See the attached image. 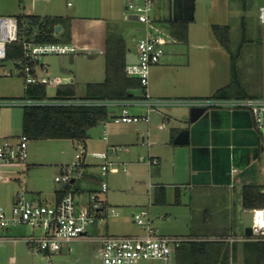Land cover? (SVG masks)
Instances as JSON below:
<instances>
[{
    "label": "rangeland",
    "instance_id": "374dc122",
    "mask_svg": "<svg viewBox=\"0 0 264 264\" xmlns=\"http://www.w3.org/2000/svg\"><path fill=\"white\" fill-rule=\"evenodd\" d=\"M115 1L121 3L122 6L123 0ZM86 2L94 6L98 5V8H86ZM86 2L79 3L76 0H71V6L69 7L80 8V14L95 16L78 18L73 22V41L71 39L70 43L74 44V51L43 54L40 56L37 65V72L40 76L58 77L61 80L63 79L64 82H70V78H72L77 95H83L88 82L100 81L105 77L104 54L100 51L101 47L104 48L105 45V41L100 37L102 32L106 31V34L110 31L123 32L126 39L131 42L132 37H136V29L139 26V23L136 20H131L129 13L123 9L122 15L124 13L126 20L120 17V20L110 23V27H105L108 13L100 8L102 0H86ZM194 2L195 16L189 24L191 40L181 42L176 39L172 43L173 39L169 38L170 43L164 46L165 54L168 53L177 60L197 58L203 65L205 72L206 67L209 68V58L212 56L216 64L210 70L216 72L217 69H222L220 66L222 60H227L229 65L230 56H224L222 59L221 55L217 53L218 51L215 49L217 39L214 37L211 24L219 23L231 26V44L232 48L235 49L241 40L245 23V37L249 42L246 46V52L244 51V55L238 59L240 65L246 67L243 72V82L247 83L249 87L260 84L259 89L261 90L257 87H251L254 89H252V92L264 96V24L260 22L258 16L259 7L264 0L255 3L249 2V9L246 11L242 9L240 0H194ZM0 4L5 8H9L14 4L21 5L22 3L19 0H0ZM111 14L115 18L116 12ZM25 84V76L15 67L13 60L0 61V97L25 98ZM207 86L209 87V84ZM207 86L204 85L205 88L203 89L205 90ZM55 92V85H46L48 97L55 96ZM184 107L187 106L181 107L182 109H178L180 106H172L161 108L159 111L154 110L151 113L150 125L144 122L130 124L128 126L133 128L129 130L128 137L119 138L114 142L110 133L112 128H120L126 124H119L122 122L116 123L111 119H109L107 125V143L103 139V126L101 123L91 129V137L86 146L84 144H74L70 139L28 140L27 162L30 163L28 167L32 168L28 173H24L25 170H21V168H10L18 171V174H15V177L18 178H10L9 176L5 180V184H0V195L4 194L2 187H7V190H9L8 185H10L12 189L11 198H14L16 193L23 189L27 192L28 199L52 203L53 190L59 186V183L55 181V176L59 174L61 166H72L74 164L76 153L81 151L87 154L92 152L110 153L112 148L120 147L121 150L119 149L120 151L117 152L114 160L121 162L122 166L127 168L128 173L120 172V174H108L106 177H102L99 167L93 164L96 166L94 173L97 178V189L101 180L107 182L108 191L105 197L110 207L115 208L117 211V214L114 215L109 213L105 223L99 227V231L100 233L106 232L105 226H107L108 234L140 235L143 233V229L133 222L132 214L141 212L146 206H135L134 204L146 203L149 183L158 179L168 182L175 175V169L170 160L164 162V159H162L160 165L153 166L152 171H150L148 165L151 159L156 157V149L163 144L161 136L169 133L171 127L179 128L181 124L185 123L184 118L178 114V110H186ZM131 108L137 107L130 106V112ZM22 112L23 106L21 105L0 107V137L10 135L21 137ZM164 114L171 121L163 129H160L159 125L164 121ZM262 125L264 126V115ZM107 144L109 145L107 146ZM107 147H109L108 151ZM262 156H264V151ZM156 158L158 159V157ZM86 161L97 163L99 159L89 156ZM155 169H159V176L154 173ZM56 170L59 171L58 174H56ZM76 172L74 177H76ZM137 177L141 178L139 180L142 181L141 184L145 183L141 185L139 181L136 182ZM260 180L264 182V176ZM239 184L235 181V186L226 188L230 198L233 197L237 200L241 191ZM34 187H39V189ZM39 190L41 191L40 194L34 192ZM12 202V200L4 201V199H0V206L10 208ZM234 203L236 204L234 205ZM234 203L228 205L227 210L238 217L239 223L235 228L236 233H245V227L252 224V214L241 206L240 199L237 202L234 201ZM154 210L157 209L154 208L153 211L151 209L149 219H153L157 232L161 233L159 232L162 229V227L160 229L161 224L164 227L166 225L171 226L172 220L163 222L162 219L158 218V215H154ZM193 218L192 214L186 219H180L176 223L177 229L184 228L186 230L185 224L191 222ZM41 233L40 229L26 224L0 227V236L5 237L0 242V264H96L99 261L100 246L94 240L77 239L64 243L59 251L44 252L36 243L26 240L29 236H40ZM225 236L207 238L220 239ZM242 247V241L235 242L234 262L236 264H245ZM137 264H174V260L172 257L168 262L142 259Z\"/></svg>",
    "mask_w": 264,
    "mask_h": 264
},
{
    "label": "crops",
    "instance_id": "0c3cea01",
    "mask_svg": "<svg viewBox=\"0 0 264 264\" xmlns=\"http://www.w3.org/2000/svg\"><path fill=\"white\" fill-rule=\"evenodd\" d=\"M76 1L79 3L86 2V0ZM161 1L162 2L158 3V7L155 11V16L159 24L168 32L169 38L173 39L172 43H174L176 39L181 42H189V40H191L189 34V24L194 20L195 16L194 0ZM19 2L22 4H14L9 8H5L0 4V16L16 17L20 14L69 16L72 19V41L73 22L82 17H95L80 14V8H69L71 4H68V2H71V0H19ZM85 5L88 6H85L86 8H98V5L94 6L89 2H86ZM100 8L108 13L105 27H110V23L120 20V17L126 20L124 13L122 15V10L125 9L124 0L122 2V6L121 3H118L115 0H102ZM114 12H116L115 18H113V15L111 14ZM172 23L175 25H172ZM213 24L219 23H212L211 29ZM171 27L175 30V32H171ZM136 30L137 35L136 37H132L131 42L126 39L123 32H116L121 34L126 40L127 64L133 63L137 60L136 41L142 34L140 23ZM100 37L105 41L106 31L102 32ZM170 39L168 43H170ZM70 45L74 46L73 43ZM215 46V49L218 51L217 53L221 55L222 59L224 56H229L228 53L226 55V49L223 48L218 40ZM100 51L104 54L105 45L104 48L103 46L101 47ZM214 64H216L215 60L212 56H210L209 68L206 67L205 72L203 65L197 58L193 60L189 58L177 60L175 57L173 58L172 55H168V53H166L160 63L151 67L147 91L151 96L158 99L210 97L218 88L226 85L230 81V69L228 68H231V60L229 59V65L227 60H222V65H220L222 69H217L216 72L210 70L214 67ZM35 70L38 74L37 66ZM73 81L74 80L72 78H70V82H64L62 79L60 83H73ZM208 84L209 87L207 86ZM204 85L207 86L205 90L203 89L205 88ZM55 86L57 87L58 84ZM138 94L141 95L142 92L140 91ZM257 97L264 96L260 95ZM172 106H180L178 109H182L185 105H166L161 108L163 109ZM136 107L137 108H131L132 113L141 114L145 112V108L143 106L138 105ZM109 109L111 114H115L120 110L117 106H111ZM184 109L186 110H178V114L180 117L184 118L185 123L181 124L179 128L171 127L169 133H165L161 136L163 144L161 147L156 149L155 154L156 157H158V163H150L148 165L150 171H152L153 166L160 165L162 159H164V162L166 160H170L173 168L175 169V175L168 182H163L158 179L149 183L146 203L141 202L135 203L134 205L147 207H144V210L147 211L146 219L148 220H150L149 216L151 215V209L153 211L154 208L157 209L154 210V215H158V218L162 219L163 222L166 220H172L171 226L166 225V227H164L163 224H161L160 229L161 227L162 229L159 231L161 233H158L156 226H154V221L151 219L150 224L156 234H174L198 239L225 235H241L243 233L238 234L235 231V228L239 223L238 217L233 212L229 213L227 206L234 203V201H239V199L241 206H243V185L264 184V182L260 180V178L264 176V156H262L264 151V132L262 129H264V126L262 128L258 127L252 114L243 109H210L213 114L212 119L210 121H200V123H192L190 121V108L187 106L184 107ZM170 121L171 120L169 119V123ZM119 124L126 125L121 126L120 128H112L110 133L113 137L111 138L113 142L117 141L119 138L128 137V134H130L129 130L133 128L128 125L138 123ZM224 127L229 129V134L224 135L221 131H219ZM185 128L192 130L190 143L175 144L173 142L175 136L180 130ZM90 131L87 141L91 137ZM10 136L17 137L14 135ZM87 141L84 144L85 146ZM107 142L108 140L106 143ZM73 143L76 144V142ZM108 145L109 144H107V146ZM108 149L109 147H107V151ZM120 150H117L116 153L110 155V159L115 162L113 166L116 169L110 170L109 174H120V172H122V163L114 160L115 155ZM99 163L100 160L97 163H91L86 161L85 158V161L82 163L80 169L81 177L72 179V182H70L69 185V190H75L80 197L84 198L88 191L97 189V178L94 173L96 166L93 164L99 167ZM29 164L30 163L26 160L25 164L11 168H21V170H25L24 173H28L30 168H32L30 166L28 167ZM239 167H243L242 169H245L244 174H241L240 176L239 173L242 169H239ZM58 172L59 171L56 170V174H58ZM154 173L159 176V169H155ZM15 174H18V171L11 170L9 173L10 178L17 179L18 177H15ZM140 179L141 178L137 177L136 182ZM235 181L240 183L239 185L241 188L238 195L239 199L237 198V200L233 197L230 198L226 190L227 187H233V185L235 186ZM4 182L5 180L0 181V184L3 185L5 184ZM139 182L141 184L142 181ZM58 183L59 186L54 189V193H52V203L57 201V191L61 189L60 185L63 182ZM143 183L141 185H143ZM8 186L9 190H7V187H2L4 194L0 195V199H4V201H14L15 197L11 198L12 189L10 188V185ZM34 188L39 189V187ZM34 192L40 194L41 191L39 190ZM41 201L42 200H39V202ZM106 203L110 206L107 202V198ZM235 204L236 203H234V205ZM245 209L250 211L249 208ZM192 214L194 218L191 222L185 224L187 231L184 228H180L181 230L177 229L178 226L176 223L179 222L180 219H186V217L191 216ZM106 220L107 217L105 221ZM133 222L137 224L134 220ZM105 227L107 233V226ZM99 229L100 228H95L94 232H98ZM142 229L144 233L145 230L144 228ZM174 254L175 251L171 255L173 260Z\"/></svg>",
    "mask_w": 264,
    "mask_h": 264
},
{
    "label": "built area",
    "instance_id": "2783aa9c",
    "mask_svg": "<svg viewBox=\"0 0 264 264\" xmlns=\"http://www.w3.org/2000/svg\"><path fill=\"white\" fill-rule=\"evenodd\" d=\"M125 9L129 17L135 15L136 21L141 24V36L136 41L137 60L126 65L128 75L139 79L143 92L140 96L125 100H89V99H66L57 100L51 97H0L2 106H32L52 104H99L110 108L117 106L119 112L112 114L110 118L101 122L103 126V139L108 140L107 125L109 119L116 123L144 122L150 125L151 113L160 110L166 105H185L191 107H204L210 109H243L249 111L255 119L258 127H263L264 97H197L179 99H158L149 94L147 87L150 80V69L153 65L161 62L164 56V46L169 41L168 32L159 24L155 16L158 3L161 0H124ZM71 4V2H68ZM260 22L264 24V2L259 7ZM18 22L16 17L0 16V61L6 60V45L17 39ZM74 51V46L62 43H25L24 55L29 60H38L46 53H64ZM13 63L21 74L25 76L26 84L44 83L46 85L60 84L58 77L47 78L36 73V67L28 62L14 59ZM141 105L145 112L138 114L129 110L130 106ZM162 112V111H160ZM169 123V118L164 114V121L159 125L163 129ZM28 140L24 137H0V181L9 178L11 167L26 163L28 154ZM120 147L112 148L111 152H92L90 154L81 151L76 153L75 162L72 166H61L56 175L57 182H67L81 177V165L85 158L91 156L100 160L99 168L102 177H106L110 170H115L114 161L110 155L116 153ZM151 164H157L156 157L151 159ZM236 170V169H233ZM76 172V177L74 173ZM121 171L127 173L125 166ZM108 184L101 180L98 189L88 191L84 198L80 197L75 190H68L58 201L43 203L27 198V192L19 190L14 198L12 206L6 208L0 206V227L15 225H30L41 230L40 236H29L27 241L36 243L44 252L59 251L64 243L74 239L84 238L95 240L99 243V261L96 264H137L142 259L161 260L168 262L174 250L182 243L191 240H215L209 238H191L178 235H161L154 233L150 220L146 219L147 211L133 214L134 221L144 228L141 235H115L106 232H94L99 228L106 217L111 213L116 214L115 208L106 203L105 195ZM252 214L251 233L241 235H229L217 239L227 242L230 246L238 241H264V207L250 209ZM97 234V235H95ZM5 237L0 236V242ZM228 264H236L230 258Z\"/></svg>",
    "mask_w": 264,
    "mask_h": 264
},
{
    "label": "trees",
    "instance_id": "16d2710c",
    "mask_svg": "<svg viewBox=\"0 0 264 264\" xmlns=\"http://www.w3.org/2000/svg\"><path fill=\"white\" fill-rule=\"evenodd\" d=\"M244 11L248 10L249 2L259 0H240ZM17 39L6 45V60L19 59L28 62L35 68L38 60L25 57V43H62L71 44V17L40 16L35 14H20ZM244 23V20H243ZM62 28L55 31L56 25ZM172 25H175L172 23ZM231 26L229 24H213L212 31L216 39L229 53L231 60L230 81L218 88L213 97H257L251 87L243 82L242 67L239 57L246 52L249 42L245 37V23L241 40L235 49L231 44ZM186 31V30H185ZM171 32L175 30L171 27ZM245 51V52H244ZM127 45L125 38L116 32H107L105 37V77L101 81H90L86 84L83 95H77L74 83H60L56 87L57 100L89 99V100H125L140 96L143 92L139 79L126 72ZM254 90V89H253ZM26 97L48 98L46 84H25ZM108 106L99 104H52L24 106L22 112V137L27 140L70 139L78 144H85L89 131L102 121L111 117ZM69 185L58 190V199L69 190ZM242 204L245 208L264 207V184H245L242 188ZM242 250L245 264H264V241H245ZM174 254V264H228L235 257V243L231 246L221 240H191L177 247Z\"/></svg>",
    "mask_w": 264,
    "mask_h": 264
},
{
    "label": "water",
    "instance_id": "95a60500",
    "mask_svg": "<svg viewBox=\"0 0 264 264\" xmlns=\"http://www.w3.org/2000/svg\"><path fill=\"white\" fill-rule=\"evenodd\" d=\"M131 20H136V16L132 15L129 17ZM61 29V25H56L55 27V31L58 32V30ZM212 112L210 110L205 109L204 107H191L190 108V121L192 123H200V121H210L212 119ZM264 132V129H262ZM219 131L222 132V134H229V129L228 128H223L220 129ZM191 134H192V130L191 129H182L178 132V134L175 136L174 138V143L175 144H188L191 141ZM263 148V147H261ZM231 158V157H230ZM243 167H239V169H242ZM243 170V171H242ZM241 172L239 173V176L241 174H244V170L242 169ZM243 179V178H242ZM72 182V180L70 181ZM257 182V181H256ZM68 183L67 182H63L60 185V188L62 189L64 186H66ZM245 233L246 234H250L251 233V226H247L245 227Z\"/></svg>",
    "mask_w": 264,
    "mask_h": 264
}]
</instances>
